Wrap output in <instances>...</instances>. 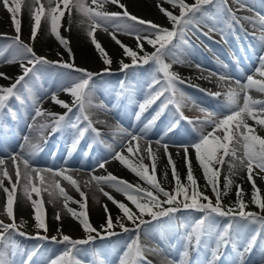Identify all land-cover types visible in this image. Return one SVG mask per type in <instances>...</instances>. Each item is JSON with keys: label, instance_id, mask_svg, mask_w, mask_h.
<instances>
[{"label": "snow or ice", "instance_id": "1", "mask_svg": "<svg viewBox=\"0 0 264 264\" xmlns=\"http://www.w3.org/2000/svg\"><path fill=\"white\" fill-rule=\"evenodd\" d=\"M109 6H115L118 11H110ZM0 7L9 14L15 33H0V40L7 41L0 49V64L15 63L20 70L16 76L0 71V79L8 81L0 84V135L7 130L6 120H24L28 128L20 150L13 151L6 158L0 156V190L4 194L0 217L6 218L0 219V264H35L40 246L24 250L19 247L16 237L62 245L63 250L48 258L45 264H86L81 257L96 241L123 234H128V239L122 245L116 264H152L148 253H159L162 249L146 245L142 237L149 236L152 227L157 225L175 226L176 214L182 211L202 215L190 224L182 225L180 264H189L190 252L198 253L205 237L212 243L203 264H217L222 251L229 247L235 254L234 264H247L246 255H251L257 246L264 248V193L255 179L264 180V99L253 95H264V14L255 11L247 0H232L231 4L229 0H158L155 7L167 20L166 25H161L132 14L123 0H0ZM25 12L31 22L30 41L36 40L43 22L47 31L67 51L69 60L65 61L61 53H57L58 60L39 55L31 42L21 38ZM239 12L252 15H238ZM73 23L91 38L104 65L99 71L76 66L70 41L61 31H69ZM246 24L251 27V32ZM98 29L108 33L122 49L123 58L118 63L119 71L125 77L129 73L133 76L147 73L141 81L120 80V88L115 93L117 100L126 97L130 102L135 101L136 121H141L144 114L156 106L142 127L128 129L119 123L113 126L116 129L113 143H108L104 138L106 134L96 127L97 123L104 121L94 120L91 111L93 108L111 111L116 106L103 100L93 103L98 83L103 82L105 76L113 75L111 65L114 62L96 39ZM118 32L132 36L135 44H124L117 38ZM241 32L245 38L251 37L253 43L249 47L259 52L249 74H243L239 57L235 55L233 62L239 76L226 71L229 66L223 62H219L220 71L194 64L201 72V78L216 79L220 90L211 92L187 83L173 71L174 64L193 66L186 59L196 50L192 37L199 39L203 36L212 40L210 33H219V42L227 44L230 36L239 41ZM52 69L61 70L57 73L60 82L55 90H51V86L46 88L43 82L44 74ZM186 83L216 102L212 109L197 105L202 118L190 119L182 111L189 97L180 85ZM138 92L142 93V99H136ZM61 93L70 100L62 99ZM46 100L63 111L45 108ZM166 111L170 119L163 133L155 141L148 139L149 130ZM181 130L183 137L175 139L180 137ZM57 132L67 133L70 152L76 150L86 134L90 142L84 156L93 151L94 145H105L109 149L107 156H101L88 170L89 179L84 181L85 187L102 192L119 210V214L113 217L108 206L104 205V223L98 227L92 224L88 215V196L81 189L80 169L69 168L66 161L60 167H41L33 163L34 157L44 150L43 145ZM33 133L37 134V143H33ZM26 145L30 149L27 152L24 151ZM170 146L178 149L176 155L183 154L187 168L183 179L176 170ZM161 148L172 169L171 190H166L155 174ZM190 152L194 153L202 170L203 186L194 176ZM146 160L149 163L146 164ZM112 161L119 162L148 187L130 183L109 172L106 165ZM225 166L227 174L223 176L221 190L220 177ZM97 169L106 174H94ZM238 173H246L242 178L251 184L250 200H245L243 188L232 178ZM167 177L165 170L163 178ZM61 181L74 188L81 199L74 200ZM234 184L235 201L226 206L223 196L232 190ZM104 185L122 193L126 202L116 200L104 191ZM209 189L212 196L206 194ZM42 193H47L48 203L62 198L64 209L80 225L82 238H73L63 232L59 225L62 219L59 211L55 214L57 234L48 235L50 229ZM20 198L31 204L35 235L23 230L28 223L26 220L21 218L17 223L15 210ZM92 199L98 202L95 195ZM69 202L78 208L71 207ZM249 204L259 211H246ZM218 217L226 220L222 227L217 223ZM92 264H106V261L93 260ZM162 264L178 262L165 256Z\"/></svg>", "mask_w": 264, "mask_h": 264}, {"label": "rangeland", "instance_id": "2", "mask_svg": "<svg viewBox=\"0 0 264 264\" xmlns=\"http://www.w3.org/2000/svg\"><path fill=\"white\" fill-rule=\"evenodd\" d=\"M123 2L126 3L128 10L130 12H133V13L136 12L134 11V9H132L129 6V3L127 2V0H124ZM229 3L231 4L232 0H229ZM247 3L251 5L255 9V11H258L261 14H264V3H261V0H247ZM233 7H235V5H233ZM0 10L3 13L0 15H3V18H5L6 20L3 22L4 26H6L4 28H8V29L11 28L10 30L1 29L0 33H7L8 35H14L15 33L11 25L9 14L2 7L0 8ZM109 10L118 11V9L115 8V6H109ZM159 14H160V19H161V21H159L160 22L159 24L166 25L167 24L166 18L160 12ZM238 15H252V13L239 12ZM30 23L31 22L29 20L28 14L27 12H25L23 15V20H22L23 27H22V33H21V38L24 39L25 42H31L29 39ZM65 23H66V20H65ZM245 27L248 28L249 32L252 31L249 25L246 24ZM61 31H62V35H64L70 41V47L75 57L74 62L76 66L86 68L94 72L99 71L100 69L104 67L97 50L95 49L94 45L91 42V38H89L84 31L82 34L85 37V42L87 45V48H85L86 49L85 52L83 51L85 49H79V47L74 46L71 43V39L68 34L69 31L64 32L63 29H61ZM205 31H207L206 28H205ZM95 35H96V39L102 44V46L108 52L109 56L113 58L114 62L111 65V68L117 67L119 65L118 63L119 59L123 58L122 49L111 39L108 33L98 29ZM210 35L213 37L212 40H209L203 36H201L199 39H196V37H192L196 45V50L186 59L193 66H189L188 63L174 64L173 71L178 72L180 76L187 77L190 80V82L188 83L193 84V85H198L199 88L206 89L211 92H215V91L220 90L217 86L216 79L212 78L210 80H205L201 78L202 76L201 72L194 67V64H196V62H194L193 60L194 58L202 55L203 46L205 47L207 46L209 48V51H208L209 59L207 60L209 62L202 64L205 68L212 69L213 71H220L221 65L219 62H223L225 64H228L229 66L226 71H228L234 76H239L240 72L237 70L236 64L233 62V55H235L236 57H239L240 69H242L243 74L246 75V74H249L252 67H254L256 63V59L254 58H256L259 52H258V49H252L249 47L250 43H253V41L251 40V37L245 38L244 33L242 32L239 33V35L241 36V39L239 41H237L236 39L230 36L229 43L227 44L223 42H219L220 41L219 33H210ZM117 38L120 39L124 44L128 46H133L135 44L134 38L132 36L124 34L123 32H118ZM214 41H218V42H214ZM6 43L7 41L0 40V49H2ZM31 43L33 45L34 51L37 54L48 57V59L50 60L60 59L57 53H61L65 61L70 59L67 51L47 31V28L43 24V22H42L41 30L38 33L36 40ZM83 46L84 45H82L81 47L83 48ZM0 65L5 67V69H0V71H3L10 76H16L20 72L18 64L14 63V64H0ZM60 71L61 70L59 69H52L50 70V72L44 74L43 82L46 88L51 86V90H55L56 84L60 82V77L57 75V73ZM204 75H207V73L205 72ZM7 83L8 81L0 79V84H7ZM118 87L119 86L117 84L101 85L98 83L97 89L93 96V103L95 104H98L101 100H103L105 103L109 105H112V104L116 105L111 111H105L100 108L91 109L93 113L92 118L94 120H102L106 123V124L97 123L96 127L100 128L101 131H103L106 134L104 138L108 143H113V133L116 132L114 131L115 128L113 126L119 123L124 128H129V129L131 128L129 127L130 125H126L122 123L121 121L122 117H128L130 118V121L133 123V125L136 126L138 124L137 126L142 127L143 123L146 122V119L156 109V106L154 105L153 108L150 109L148 113L144 114V116L141 118V121H136L134 113L137 110V105L135 101L130 102L126 97H121L119 100H117L115 93L119 89ZM180 87L189 97V99L185 101V106L183 107V111H185L186 113H189L190 115H194L195 116L194 119H196L197 117L202 118L203 114L199 111V107H205V108H210V109L215 107L216 102L210 96L205 95V93L198 91L196 88L187 86V83L185 85H180ZM253 95L258 99H264V95H261L259 93H253ZM60 96L62 99L70 100V97H68L67 95L63 93H61ZM136 99L137 100L142 99V93L138 92L136 95ZM197 105L199 107H197ZM43 106L45 108L51 107L52 110L57 111V112L63 111V109L59 108L58 106H55V107L52 106L50 104V101H47V100L45 101ZM96 116H99L100 118ZM169 119H170V114L166 111L165 114L162 115L160 119L156 122V125H154L149 130L148 139L155 141L163 133L164 128L169 122ZM5 123H7V130L2 135H0V156H3L6 158L13 151L20 150V146L18 145H21L24 142L23 137L24 135L28 134V129L26 128V123L24 120L13 121V126H14L13 128L11 127V122L9 120H6ZM110 124L112 125L110 126ZM105 128H107L108 130ZM207 130H210V129H207ZM36 135H37L36 133H33V143L38 142V140L36 139ZM7 136H10L11 139H16L15 144L14 143L12 144L10 141H7V143L5 144L3 140H4V137H7ZM181 137H183L182 130L180 133V137H176L175 139H179ZM89 142L90 141L86 134L85 138L81 140L76 150L74 152H70L69 147H68L69 137L67 133L57 132L54 136H52L48 140L47 144L43 145L44 150L42 152H39L34 157L33 163L34 165L41 166V167H44V166L60 167L61 165H64L65 161L67 160L66 162L69 168L80 169L81 172L79 175V180L81 182V189L85 191L88 196V200H87L88 215H89V218L92 224L98 227L100 224L104 223V218H105V214L103 210L104 205L108 206V209L111 211L113 217L119 214V210L116 208L115 205L112 204L111 201L107 199V197L103 195L102 192L100 191L94 192L90 187H85L84 185V181L89 179V176L87 175L88 170H90L91 168L95 166L97 159H99L101 156H107L108 151H109V149L105 145H94L93 151L88 156H84L83 153L87 149V145ZM3 147H6V148H3ZM155 147L156 145L153 144V148ZM29 150H30L29 147L26 145L24 151L27 152ZM169 151L172 153L173 160L175 161L176 170L180 173L181 178L183 179L186 176V172H187V168L185 167L184 161L182 159L183 154L181 152V155L179 156L176 155L178 149L174 146H170ZM64 156H66V158ZM63 157L65 161L63 160ZM189 157L192 161L194 176L198 179L199 184L203 186L205 183L203 179V173H202V170L199 168L198 163L195 161L194 153L190 152ZM44 162L45 164H43ZM145 163L147 164L149 163V161L146 160ZM106 167L109 172L113 173L119 178H122L133 184H140L142 187H148L143 181H141L138 177H136L133 173H131L130 170L120 165L119 162L112 161L108 165H106ZM165 170H167L168 172L167 179L163 178V173ZM95 173L96 175L106 174L104 170L102 169H97ZM155 174L157 176V179L162 183V186L165 187L166 190H171L172 169H171V166L168 165L167 157L164 155L162 148L160 149V155L157 161V167H156ZM224 174H227L226 166L220 177V181H223ZM245 176H246V173H238L232 178L235 181V184H240L241 187L243 188L245 192V200L247 201V200H250L252 188H251V184L246 179L242 178ZM255 179H256L257 186L261 188L262 193H264V180L260 179L259 177H256ZM235 184L233 185L232 190L224 198L225 205L226 204L231 205L235 201V191H236ZM61 185L65 187L66 192L70 196H72L74 200L78 201L81 199L79 193L76 192V190L72 188L70 185H67L65 181H61ZM103 187H104L103 188L104 191L111 194L116 200L126 202V198L124 197L122 193L116 192L115 189L111 188L108 185H104ZM206 194L212 196L210 189L207 191ZM93 195L98 197V202L95 200L96 201L95 207L94 205H91ZM0 198H1L0 199V209H2L3 200H4V194L2 193V190H0ZM34 198H36L35 195H34ZM42 199L44 201V207L46 209V214H47V222H48L49 229H50L48 233L49 236L57 234L56 228L58 226V223L55 220V214L57 211H59L62 217V219L59 221V225L62 226L63 232L69 235L65 227L73 228L77 230L79 233L76 238H82L83 232L81 230V227L78 224V222L74 220L64 209L62 198L61 200H59V202L57 201L55 203H48L47 193H42ZM69 204L73 208H78V205L76 204H72L71 202H69ZM248 209L252 211H256L255 206L251 204H249ZM15 215H16L17 223H19V220L21 218H23L24 220L28 222L23 230L28 232L31 235H35V229L33 227L34 219L32 217V208H31L30 202L25 201L23 198H20L19 204L15 210ZM0 219L6 220L5 217H0ZM193 220L187 221V218H184L182 221L176 220L175 226H165V225L162 226L161 225L157 229L156 228L151 229L149 236L142 237V242L145 243L146 245L150 247L159 246V248L162 249V251L159 253H148V258L152 261V264H162V261L164 260L165 256L176 260L178 264H180V253L182 252L181 242L184 236V227L182 225L190 224ZM127 239H128V235L124 238L122 242L117 244L114 248L100 247L94 251L88 250L87 253L82 255L81 258L86 262V264H92L93 260L98 261L100 259H104L106 261V264H116L117 257L121 253L122 245ZM16 241L19 247L24 250H31L34 246H37V245L40 246L39 254L37 257L34 258L35 264H45L48 258L54 257L55 255L59 254L63 250L61 245H57L55 243L46 242V241L25 239L23 237H16ZM211 243L212 241L209 238L205 237L200 246L199 252L198 253L190 252V255L188 257L189 264H194V262L196 261H200L201 264H203V261L209 256V245ZM16 259L17 261H19V257H17ZM244 259L247 261V264H264V248L257 246L254 249V251L251 253V255H246ZM234 260H235V254L232 252L231 248L229 247L228 249H225L222 251L221 258L217 262V264H234Z\"/></svg>", "mask_w": 264, "mask_h": 264}, {"label": "bare ground", "instance_id": "3", "mask_svg": "<svg viewBox=\"0 0 264 264\" xmlns=\"http://www.w3.org/2000/svg\"><path fill=\"white\" fill-rule=\"evenodd\" d=\"M124 1V0H123ZM127 2L129 3V6L134 9V11L136 12H131L132 14L134 15H137L138 17H142L143 19H147V20H152L153 22H156V23H160L159 21H161L160 19V14H159V11L158 9L155 7V4L158 2V0H127ZM126 4V3H125ZM1 8V7H0ZM140 13V14H138ZM0 14H3L0 10ZM4 21L5 18H3V15H0V30L1 29H4V30H10L8 28H4L6 26H4ZM83 33V30L80 29L79 27H77V25L75 23H73L71 25V29L69 30V36H70V39H71V43L74 45V46H77L79 47V49H85L87 48V45H86V42H85V37L84 35L82 34ZM69 38V37H68ZM82 45L83 48L81 47ZM84 52L86 51L83 50ZM82 51V52H83ZM209 48L206 46H203L202 47V55L201 56H198L196 58H194V62L196 63H199V64H205V63H208L209 61H207L209 59ZM244 55V54H243ZM255 57V56H254ZM256 59V58H254ZM0 69H5V67H3L2 65L0 66ZM95 104V103H94ZM103 110V109H102ZM100 111V110H99ZM96 117H99V116H96ZM100 118V117H99ZM109 119V118H108ZM107 119V120H108ZM105 120V121H107ZM117 120V119H116ZM134 120V119H133ZM121 121L122 123L126 124V125H130L129 127L133 128V127H137V125H133V123L130 121V118L128 117H122L121 118ZM119 122V121H118ZM135 122V121H134ZM105 123V122H104ZM110 123V122H109ZM112 123V122H111ZM121 123V122H120ZM140 123V122H139ZM106 124V123H105ZM136 124V123H135ZM112 124H110L111 126ZM133 125V126H131ZM122 126V125H121ZM123 127V126H122ZM21 128V127H19ZM27 128V126H26ZM28 129V128H27ZM107 129V128H105ZM129 129V128H128ZM138 129V128H137ZM20 130V129H18ZM108 130V129H107ZM17 131V130H16ZM116 131V129L114 130ZM21 132V131H19ZM113 132V131H112ZM16 133V132H15ZM18 133V132H17ZM108 133V132H107ZM20 134V133H19ZM109 134V133H108ZM4 136V135H3ZM6 136V135H5ZM13 136V135H12ZM111 137V136H110ZM13 138V137H12ZM117 141H118V137H116ZM4 143L6 144L7 141H10L12 144L16 142V139H11L9 136L7 137H4ZM18 142V141H17ZM111 142V141H110ZM5 146V145H4ZM20 146V145H18ZM17 147V145H16ZM15 147V148H16ZM3 148H6V147H3ZM18 149V147H17ZM61 149V148H60ZM67 150V149H66ZM8 151V150H7ZM5 152V150H4ZM9 152V151H8ZM66 152V151H65ZM66 158V156H64ZM64 157H63V160H64ZM161 157V156H160ZM69 160V159H68ZM65 161V160H64ZM67 161V160H66ZM42 162V161H41ZM48 162V161H47ZM73 162V161H72ZM80 162V161H79ZM64 163V162H63ZM83 163V162H82ZM45 164V162L43 163ZM80 164V163H79ZM78 164V165H79ZM71 166V165H70ZM73 166V165H72ZM82 166V165H81ZM85 166V165H84ZM77 167V166H76ZM96 174V173H95ZM85 180V179H84ZM104 188V187H103ZM108 189V188H107ZM104 190V189H103ZM18 194H19V191H18ZM1 199V198H0ZM2 201V200H1ZM59 202V201H58ZM96 201L92 199L91 201V205H94L95 207V204ZM65 229L67 230V232L69 233V235H72V236H77L79 233L77 230L73 229V228H68V227H65ZM182 243V242H181ZM179 244V243H178ZM171 251V250H170Z\"/></svg>", "mask_w": 264, "mask_h": 264}, {"label": "trees", "instance_id": "4", "mask_svg": "<svg viewBox=\"0 0 264 264\" xmlns=\"http://www.w3.org/2000/svg\"><path fill=\"white\" fill-rule=\"evenodd\" d=\"M125 62H129L128 60H125ZM115 68V69H114ZM112 71H113V75L111 76H105L103 82H116V81H120L123 79H126L128 81H133V82H137V81H141L142 79H144L147 76V73H138L136 76H133L131 73L128 74L127 77H125L124 74H121V72L119 71V65L117 67H112ZM184 80L189 81V79L187 77H182ZM189 114V113H187ZM220 188L221 190L223 189V181H220ZM224 198L225 196H223V202H224ZM227 206V204H226ZM256 211H259V209L255 208ZM246 211H252L250 209H246ZM202 214L201 213H194V212H187V211H182V212H178L176 214V218L175 219H184V218H188V219H196L199 218ZM217 219V223H219L220 225H223L224 223H226V220L224 218H216ZM159 225L152 227V228H156ZM163 226V225H162ZM116 231H119V229H116ZM127 236V234H123L122 236H118V237H112L110 240H98L95 242L94 245L90 246L94 247V248H100V247H105L107 244H110L111 246H115L117 245L119 242H121L125 237Z\"/></svg>", "mask_w": 264, "mask_h": 264}]
</instances>
